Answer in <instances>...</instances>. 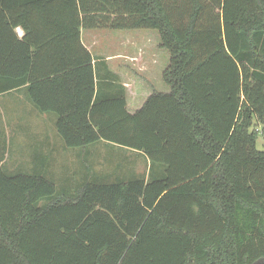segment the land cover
<instances>
[{
  "label": "trees",
  "instance_id": "obj_1",
  "mask_svg": "<svg viewBox=\"0 0 264 264\" xmlns=\"http://www.w3.org/2000/svg\"><path fill=\"white\" fill-rule=\"evenodd\" d=\"M81 29L156 30L168 91L100 95ZM24 84L67 147L147 170L92 162L67 192L0 158V264H264V0H0V90Z\"/></svg>",
  "mask_w": 264,
  "mask_h": 264
},
{
  "label": "crops",
  "instance_id": "obj_2",
  "mask_svg": "<svg viewBox=\"0 0 264 264\" xmlns=\"http://www.w3.org/2000/svg\"><path fill=\"white\" fill-rule=\"evenodd\" d=\"M138 30L143 29H81L80 32L81 42L92 57L91 64L94 70L95 85H101L102 90L100 91V95H117L125 91L126 107L130 113L140 108L147 96L150 95L154 88H149V83L152 80L158 79V75L161 73L163 67V63L159 59L160 49L157 48L158 44H151L150 35L138 32ZM14 31L17 37L21 39L24 34L23 29L17 26L14 28ZM27 87L28 84H24L0 90V106L6 107L12 100H21L24 101L27 107L34 108L33 114L40 121L39 124L17 126L18 130L15 129L13 122L9 123V126L16 132H24L26 130L44 133L45 147L47 145L48 147L46 151L41 150L39 142H43V140H40L37 144L31 143L27 153L23 151L16 156H8L6 160H4V156H0L2 168L8 174H40L47 178L45 174H53V171L50 170V164L54 161L58 164H69V170L67 169L69 177L64 178V182L62 183L60 181L61 185L58 188L59 191H67L70 187L65 181L68 179L70 181L74 177V175H71L74 173V164L103 163L102 151L108 148H119L126 153L131 152L129 156L137 154L138 159L133 157L132 161L134 162L136 160L138 162L141 157L144 159L142 155L135 151L103 141H98L87 146L67 147L62 137L59 135L61 141L55 134V132L58 134L56 113L38 110L28 98ZM162 92H165V90ZM1 132L2 130H0ZM16 136H11L10 141L14 140ZM47 141L49 142L48 144ZM92 157L94 160H91ZM55 158H60V160ZM96 158L99 160L96 161ZM48 159L51 160L50 163ZM64 168L66 170V167ZM17 169H20V172H16ZM138 173L142 174L140 171Z\"/></svg>",
  "mask_w": 264,
  "mask_h": 264
},
{
  "label": "rangeland",
  "instance_id": "obj_3",
  "mask_svg": "<svg viewBox=\"0 0 264 264\" xmlns=\"http://www.w3.org/2000/svg\"><path fill=\"white\" fill-rule=\"evenodd\" d=\"M138 32L150 35L149 38L151 44H155V43L159 44V35L156 30H138ZM157 48L160 49L159 59L160 62L163 63V67H162V71H163L169 62V52L166 49L161 48L159 46ZM162 71L161 73H159L157 80L150 81L148 86L149 88H154L157 91H164V90L165 92L168 91V86H166L162 80ZM33 110L35 109L34 108L32 109L29 106L27 107L24 104V101L21 100H12L8 103L6 107L0 106V130H2V132L0 133V152H1L0 156H4L3 157L4 160H6L8 156L11 157L16 156L22 153L23 151L27 153L30 144L31 143L37 144L40 140H43V142L42 141L39 142L41 146V150L44 151L47 150L48 145L45 147V143H44L45 139L43 138L44 133L26 131V130H24V132H18V131L16 132L13 131L9 126V123L13 122L15 129L18 130L17 126H25V125L33 126L39 124L40 121L33 114ZM254 126H255L254 128L257 130L256 148L260 151H264V122H258ZM55 134L60 138L59 134H57L56 132ZM14 135H17L16 138L10 141V137ZM48 143L49 142L47 141V144ZM102 152H103V156H102L103 163L96 162V164L94 165L95 170H97L99 173H107L112 170L114 175L123 176V174H125V178L130 179L133 176L138 177L140 175L138 171L143 173L146 169L145 161L141 156H140L141 159H139L137 162L136 160L138 159L137 154L129 156L131 152L126 153L120 150L119 148H112V149L108 148ZM133 157L136 158L134 159L136 160L135 162L132 161ZM55 159L60 160V158H55ZM91 160H94V158L92 157ZM97 160L99 159L96 158V161ZM50 161L51 160L48 159L49 163ZM86 164H90V163L74 164L73 166L74 173L71 174L74 175V177L70 181L69 179L65 181L67 182V185H69L70 187V189L67 192L73 191L75 189V185L73 184L76 181H79V183L82 182L83 180L82 176L85 173V167L87 166ZM64 167H66V170ZM69 167H70L69 164L68 165L58 164L55 163V161L50 164V170L53 171V174L51 173L52 175H47V174L45 175L47 176V178L48 177L53 178V179L51 178L48 179L52 180L54 184H56L57 190L61 185L60 181L62 183L64 182L63 180L64 178L69 177L67 173V169L69 170ZM116 167H120V169H115ZM19 170L20 169H17L16 172H20ZM83 171L84 173L80 174ZM99 180L102 181L101 179ZM38 204L39 206L43 205L44 200L39 201Z\"/></svg>",
  "mask_w": 264,
  "mask_h": 264
}]
</instances>
